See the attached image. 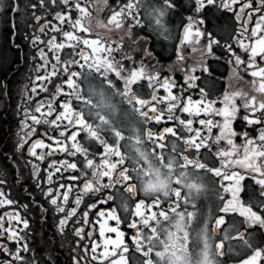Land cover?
Instances as JSON below:
<instances>
[{
  "label": "snow or ice",
  "instance_id": "1",
  "mask_svg": "<svg viewBox=\"0 0 264 264\" xmlns=\"http://www.w3.org/2000/svg\"><path fill=\"white\" fill-rule=\"evenodd\" d=\"M0 22L30 65L0 264H61L57 236L64 264H264V0H0ZM209 57L248 87L217 95ZM13 167L53 214L51 247L30 240Z\"/></svg>",
  "mask_w": 264,
  "mask_h": 264
},
{
  "label": "flooded vegetation",
  "instance_id": "2",
  "mask_svg": "<svg viewBox=\"0 0 264 264\" xmlns=\"http://www.w3.org/2000/svg\"><path fill=\"white\" fill-rule=\"evenodd\" d=\"M3 23L0 22V32L3 31ZM175 36V29H173V37ZM166 47H168L169 51H171L172 43H178L174 38L169 41H162ZM157 49L159 50V44L156 45ZM27 51V49H25ZM191 56H196L197 54L190 53ZM175 57L173 56V60ZM171 63V61H165V64ZM191 63V60L189 61ZM208 63L211 65V70L213 71V76L215 78L214 88L217 90L216 94L221 96L226 88L229 90L231 89H241L247 88V81L250 77L247 74H244L243 80H236L231 78L230 76V68L223 62H216L211 57L208 58ZM30 70V65L25 64L23 61L17 59V54L13 52H6L3 46V41L0 40V81L7 79L8 81V91L9 95L4 96L0 94V173L8 172V168L6 166H10V161L5 159V153L9 157H13L14 145L17 140V131L19 126V121L23 117V112L20 111V114L17 115V105L22 104V94H23V87L25 84L28 83L27 76ZM166 71V69H165ZM200 74V70L197 69V75ZM182 73L177 72L176 78L182 79ZM160 94L163 95V89L160 90ZM193 98H198L195 94ZM215 98V95L214 97ZM219 106V105H217ZM127 108V105L121 106V112L118 116V119H125L124 117V110ZM130 118V117H129ZM239 129V121H237L234 125ZM237 144L241 143V140L237 138ZM39 151V150H38ZM14 158V157H13ZM25 158H27V153L25 152ZM19 159L20 169L19 171L23 173L24 176H28L30 172V165L28 167H24V159ZM15 159V158H14ZM16 174V169L13 167L11 172L8 174V185L11 189V196L13 199H18L21 204H31L30 209L25 212L23 208H18L17 210L21 212L22 215L28 216L30 219V227L34 230L35 236L30 237V240L34 242L36 245H47L51 247L50 238L53 236L55 232L54 222L52 220V213H48V220L47 223L42 224L39 221V213L36 209V206L32 204L31 198L29 197L28 193L32 194V197L35 200L40 201L41 203L45 202V198L42 196L39 189L35 188L33 182L29 180L27 182V189L28 191H23L20 185H16L13 183V178ZM9 189L5 188L7 192ZM75 193H73L74 197ZM215 197L212 193H209V198L205 200V204L210 207H214ZM83 207V205L81 206ZM10 211L11 208L0 207V215L4 213V211ZM96 210L90 215H94ZM113 223V222H110ZM22 227V225L20 226ZM223 227V226H222ZM97 235L99 225L96 226ZM128 236L131 235L127 229H124ZM127 239V236H126ZM56 245L58 246L60 243L64 244V252L60 255L61 264L67 260L68 257V247L70 241L68 239L61 240L60 237H56L55 240ZM235 246V245H234ZM234 255V254H233ZM140 257L137 254L133 257L134 264H138Z\"/></svg>",
  "mask_w": 264,
  "mask_h": 264
}]
</instances>
